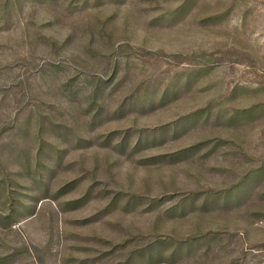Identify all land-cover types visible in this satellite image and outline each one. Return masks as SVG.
I'll return each mask as SVG.
<instances>
[{
    "label": "rangeland",
    "instance_id": "374dc122",
    "mask_svg": "<svg viewBox=\"0 0 264 264\" xmlns=\"http://www.w3.org/2000/svg\"><path fill=\"white\" fill-rule=\"evenodd\" d=\"M0 264H264V0H0Z\"/></svg>",
    "mask_w": 264,
    "mask_h": 264
}]
</instances>
